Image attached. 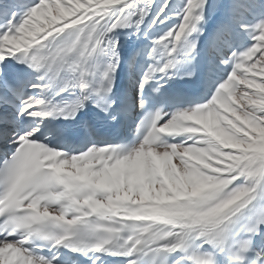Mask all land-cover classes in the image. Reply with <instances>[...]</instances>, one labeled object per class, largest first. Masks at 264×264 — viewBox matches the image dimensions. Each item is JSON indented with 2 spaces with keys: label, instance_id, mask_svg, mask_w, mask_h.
<instances>
[{
  "label": "snow or ice",
  "instance_id": "obj_1",
  "mask_svg": "<svg viewBox=\"0 0 264 264\" xmlns=\"http://www.w3.org/2000/svg\"><path fill=\"white\" fill-rule=\"evenodd\" d=\"M73 2L80 6V0ZM60 3L64 4L66 0H60ZM104 3L116 4L117 7L107 9L96 19L75 28L70 27L68 21L64 20V28L68 29L67 31L55 26V21L65 16L61 18L57 15L53 0H47L46 4L38 0V3L26 11L16 23H13L16 16L13 10L15 5L0 4V16L8 19L7 29L0 33V59L17 54L21 61L29 63L37 70H43L44 75L40 79L47 78L49 81V84L41 85L45 88L54 82L64 69L79 73L78 86L81 89L87 88V64L93 54L97 51L103 52L107 48L112 57L116 55V42L107 40V34L119 27H139L151 8L150 0H104ZM202 3L203 0H187L182 12L178 13L180 22L155 41L164 48L169 57L177 53L179 42L186 32L192 31L195 23L201 19L197 9ZM69 4L71 6L66 8L72 9V4ZM168 6V0H164L159 11L152 17L150 26L163 22L161 18ZM75 11L76 9H72V12ZM52 13L56 15L53 16ZM83 19L84 16H80V20ZM77 23V20H72V24ZM253 31L254 43L239 56L234 54L233 71L220 85L212 102L192 111L177 112L162 124L167 125L166 130L174 128L178 132L195 133L200 129L194 126L185 127L183 122L196 121L203 126L208 137L199 148L195 147L197 138L188 135L190 143L175 144V148L166 145L162 147L163 151H157L161 147L152 145H155L158 139L153 133L157 131L159 113L146 120L148 134L143 143L129 155L117 156L111 148H92L83 154L63 158L59 163H51L47 168L45 161L59 157L61 153L30 139V133L19 135L12 160L0 167V186H3L0 202L4 204V207H0V213L4 217L0 222V233L5 234L4 239L0 240V264H52L51 260L37 258L25 248L26 238L8 240L7 236L12 235L16 229H23L27 235H39L54 241L56 245L70 241L72 247L80 251L103 250L129 257L127 264H139L141 257H148L150 264H156L159 253L181 248L190 234L205 239L210 244L223 245L233 217L253 199L256 182L224 190L240 177L264 179V95H257L254 99L249 97L248 106H241L239 115L235 108L229 106L234 102V97L242 100L248 95L236 91L235 85H232L233 91H228L230 82L237 76V69L246 63L250 65L248 71L255 69L257 64L264 66V47H260L258 51V44L264 42V20L254 25ZM62 34V38L53 44L52 40ZM41 40L44 42L40 43ZM21 42L25 45L23 50L20 48ZM32 42H36L38 46L29 51ZM188 47L191 48L192 45ZM173 63L170 58L159 67L150 66L141 86L151 79L154 73H164ZM115 67L113 60L103 72L106 85L102 91L105 93L111 89L110 73ZM261 71L264 72V67ZM240 82L252 85L264 93V83L254 84V81L243 78ZM226 92L228 95L225 100L222 97ZM86 98L77 99L70 106L66 105L64 113L73 115L83 106V99ZM220 109H223L224 113H231L235 119L221 114ZM56 110L55 106L44 100L29 98L23 103L20 111L31 116L46 117ZM188 128H193L194 131H186ZM245 128L256 135L249 136ZM189 145L194 147L189 149ZM221 145H232L231 148L240 149V154L233 155L228 152V156L235 158H228L231 163L225 168V175L213 179L211 184L188 160L180 158L179 165H173L171 162L178 149H182L184 155L192 153L196 161H202L203 157L208 155L207 149ZM85 156L100 159L102 163L107 162L108 166H97L96 170L89 172L61 174L60 169L65 167L70 159H83ZM188 168L193 170L187 171ZM33 187L41 190L39 198L33 192L26 191ZM178 198H186L197 206L166 217L168 226L162 229L147 224L125 225L113 219L118 212L127 216L152 215L162 218L161 206H170L171 202ZM24 201H29V214L15 211ZM153 201L159 204L158 208H142L139 212L133 210L135 204H151ZM41 202L42 212L37 211ZM6 207L8 211H5ZM50 212L58 214L49 219ZM93 214L95 218L84 219ZM66 216L71 218L65 219ZM105 221L109 223L106 224ZM256 223L264 224V216ZM173 226L179 230H174ZM245 230L254 233L257 228L255 224H250L245 226ZM145 233L148 235L144 236ZM250 244V240L239 244L237 251L233 253L237 261L242 259V252L247 251ZM257 257H264V254L257 253ZM189 260L195 261V264H212L210 258L204 259L196 254L191 255ZM177 264H181V261H177ZM260 264H264V258L260 259Z\"/></svg>",
  "mask_w": 264,
  "mask_h": 264
},
{
  "label": "bare ground",
  "instance_id": "obj_2",
  "mask_svg": "<svg viewBox=\"0 0 264 264\" xmlns=\"http://www.w3.org/2000/svg\"><path fill=\"white\" fill-rule=\"evenodd\" d=\"M57 7V15L63 19H57L55 21V26L57 28H64V20H67V17H70L68 23L70 27L75 28L80 25H84L89 23L91 20L96 19L101 14H104L107 9L115 8L117 6H113L112 4H104L99 5L97 2L94 3V6L91 8H86L83 10L82 14H75L72 12V9H68L66 7L77 6L76 3H72L66 0V3L61 4L60 0H53ZM164 0H150V11L148 15L144 18L142 24L143 26H125L122 28H115L111 33L107 34V40H112L116 42V47L114 49L116 55L114 57V61L116 63L115 68H119L122 65V58L131 54V58L129 63L126 66L127 69V96H126V107L132 110L136 103V97L139 94V90L141 87L142 81H144L145 73L147 72L150 66L156 67L157 65H161L165 60L175 59L178 57V51L172 57H169L165 52L164 48L161 45L155 43V37L160 34L164 27L160 26L158 23L155 26H150L152 17L156 15L159 11L161 4ZM170 0H168L169 5ZM38 0H0V4H10L15 5L19 10V14H23L25 10H29L32 6L36 5ZM42 3H47V0H42ZM232 0H203L201 6L197 9V14L201 16V19L195 23V30L193 34L190 36L189 45H192L189 50L193 52V61L199 62L204 54L209 53L212 57L211 62L212 65L210 67V75L208 76V89L209 93L214 97L216 95L217 89L221 84L225 82V78H228L230 73L228 72L227 67L221 66L223 59L226 58L225 62L226 66L229 68V49L236 46L238 42L241 41V37L238 35V30L234 26L230 24V8H231ZM28 6V7H27ZM27 7V8H26ZM169 7V6H168ZM168 7L166 10H168ZM225 7L228 8V15L224 13ZM75 8V7H74ZM69 10L70 14L66 12ZM165 10V11H166ZM263 11L254 10L252 12L253 16H259L263 14ZM68 14V15H67ZM51 15H56L52 13ZM84 16L83 20H80V16ZM4 18L0 16V20ZM52 19V17H49ZM247 17L244 15L243 19ZM72 20H77V24H72ZM18 20L17 22H19ZM58 22V25L56 23ZM102 22V21H101ZM68 29L64 28V31ZM55 34V32H53ZM209 34V37H207ZM63 34L61 35V37ZM61 37H56L52 40V43ZM139 39H141V44L139 43ZM43 41V40H41ZM11 46V45H10ZM221 46V48H220ZM25 45L23 42L20 44V48H24ZM137 47V48H135ZM7 50V49H6ZM107 57L112 58L111 53L107 48L102 52ZM10 56H7L3 59H0V162L4 157H7L14 149L17 138L19 135L24 133H30L29 137L34 138L36 141H40L46 143V147L51 148L53 150H57L62 153L64 149V144L55 137L53 131L47 129L44 126L42 121L38 119L33 121L31 124L25 126L23 129V122L26 117L29 115L27 113H21V107L23 103L29 98L41 99L40 92L38 89L36 79H30L27 84L24 85L23 88H8L1 82V72L4 68V64ZM186 58V57H184ZM246 65L250 66L246 63ZM171 67L166 69V72H170ZM155 74H153L154 76ZM237 75L245 77L243 69H237ZM237 82V90L239 93H247V90L251 89V86L248 84H243L240 81ZM145 83V82H144ZM143 83V84H144ZM230 85H232L230 83ZM230 92V89L228 90ZM228 95V93H227ZM236 97L233 98L234 102L232 104H236L239 109L243 106L241 103L236 102ZM240 101H246V96L244 98L238 99ZM200 102H204V105L210 104L206 102V98H201ZM11 103H15L19 106L18 111H14ZM202 106V105H200ZM200 106L196 107H184L179 112L184 111H192ZM248 106V105H245ZM217 107H219L217 105ZM221 114H226L228 116H232L231 113H224L223 109H220ZM241 114L238 113L237 115ZM172 117V116H171ZM168 118L163 123H166ZM235 119V117L233 116ZM239 124V122H237ZM183 126L185 127H199L200 131L195 133H183L178 132L174 128H170L164 132H168L172 134L171 144H181V143H190L188 140V135L194 136L197 138L198 143L195 147L199 148L203 146V140L208 138L207 133L203 129V126L197 124L194 120H187L183 122ZM133 130V120L127 125V131L130 132ZM204 132V133H203ZM143 141L135 142L133 145L129 147V149L120 156L129 155L135 149H137ZM187 146V145H184ZM164 147V146H162ZM157 149V151H163V149ZM220 147H223L221 145ZM235 149V148H232ZM169 151H171L169 149ZM238 151V150H236ZM73 155H79L78 153H74ZM172 164L179 165L180 158L184 160H188L191 164L194 165L195 170L199 171L201 175H207L212 172L213 167H218L219 171H217L213 175V179H216L220 176L225 175L224 170L225 166L229 163L225 162V156L219 157V161L224 163L217 164V160L212 157L211 160L208 159L207 155L204 157L206 159L203 160V164L200 161H196L193 157L194 154L189 153L188 155H184L182 149H178L177 153L173 154ZM72 156V155H71ZM70 156L64 157L69 158ZM63 158L55 157L54 163H59V161ZM203 169V172L200 170ZM91 170H96V162L94 161H84V159H70L65 167L60 169V172H80L85 171L89 172ZM187 171H192V168L186 169ZM95 174V173H93ZM256 182V190L253 194V199L233 217V223L229 225L226 241L223 245H215L208 243L205 239H202L198 236H194L192 234L189 235V238L186 239L185 245L181 248H177L171 252H167L169 257L178 259L185 258L189 260V257L193 254L200 256L201 258L207 259L210 258L212 260V264H218V257L221 258V264H235L237 262L250 263L252 261V256L254 254L260 253L262 250V246L264 243V224L256 223L257 220L264 216V179L258 177L256 180H252L251 178L240 177L234 180L227 189V191L231 188L238 187L240 185H246ZM97 195H102L101 193H97ZM43 204V203H42ZM42 204L40 206L43 209ZM158 208L159 204L153 201L151 204H135L134 211L139 212L142 208ZM58 214V213H56ZM90 218H95V214L90 216ZM113 219H121V220H132L139 221L148 224H152L151 226H156L158 224L162 225V227H167V223H162V218H157L152 215H125L123 212H118L117 215ZM255 224L257 231L254 233H249L245 230L246 225ZM174 230H179L178 227L173 226ZM244 240H250L251 244L247 251L242 252V259L237 261L234 258L233 253H235L239 247V244ZM256 241L260 242V246H256ZM62 264H74L70 261V259L60 257L58 258ZM190 261V260H189ZM191 264H195V261H190ZM100 264H104L101 262ZM127 264V263H126Z\"/></svg>",
  "mask_w": 264,
  "mask_h": 264
},
{
  "label": "rangeland",
  "instance_id": "obj_3",
  "mask_svg": "<svg viewBox=\"0 0 264 264\" xmlns=\"http://www.w3.org/2000/svg\"><path fill=\"white\" fill-rule=\"evenodd\" d=\"M70 2L74 3L73 0H69ZM94 2H97L99 5H104V0H87V2H85V0H80V6H73V9H76V11L74 13H80V10H83L85 8H89L92 7ZM187 0H170V4L168 7V10L165 11L164 16H162V21L160 22L159 25H164V30L162 33L158 34V36L156 37V40L163 35V33H165L167 30H169L170 28H172L174 25L178 24L180 22V16L178 15V13L182 12L184 6L186 5ZM75 7V8H74ZM259 9V10H263L264 9V0H232V4H231V11H232V18H231V24L236 27L239 31V34L241 35V37H250L253 38V35L255 34L253 31L254 25H256L257 23H259L260 21H258L257 19L252 18L251 12L254 9ZM67 13H70L69 10H66ZM245 15L247 16L250 21L245 22L242 19V16ZM70 18V17H68ZM257 35L259 36L260 33H257ZM260 47H264V42H261L260 44H258V51ZM221 48V46H220ZM222 49V48H221ZM264 67L262 65L257 64L256 68L250 71H247V76L245 78L241 77V76H237L238 81L241 80V78L243 79H248V80H252L254 81V84H259V83H264V72L261 71V68ZM241 68H245L244 70V74H245V70L249 69L250 66L247 65H242ZM227 80V79H226ZM250 90H247V96H246V101H240L238 99H236L237 103H241L243 106L248 105V99L249 97H252L253 99L256 98L257 95H264V93L260 92V89L252 86ZM231 91H233V89L230 88ZM236 90V89H235ZM230 107H233L236 109V113H240V109L236 108L234 105L230 104ZM251 107H255V105H251ZM232 115V114H231ZM229 119H233V116H228ZM239 126V124H238ZM199 128V127H197ZM201 129V128H199ZM245 131L249 132V136H255L256 133L250 131L249 129L245 128ZM241 136L243 135V133L240 134ZM238 150V151H236ZM224 151L227 152H231L233 155H239L240 154V149L235 148H227L224 149ZM216 160H219V157H215L213 156ZM222 157V156H220ZM226 160L225 162L227 163H231V161H228V158L225 156ZM206 159L205 157H203V160ZM196 160V159H195ZM203 160L200 161L201 164H203ZM220 162V161H219ZM221 164H224L222 162H220ZM225 166V164H224ZM227 167V166H225ZM258 178V177H257ZM257 178H251L252 180H256Z\"/></svg>",
  "mask_w": 264,
  "mask_h": 264
},
{
  "label": "clouds",
  "instance_id": "obj_4",
  "mask_svg": "<svg viewBox=\"0 0 264 264\" xmlns=\"http://www.w3.org/2000/svg\"><path fill=\"white\" fill-rule=\"evenodd\" d=\"M166 127L167 125H162L160 129H158L156 132L153 133L154 136H157L158 139L156 141V144L155 145H152L153 147H161V145L163 144V141L160 140V135L159 133L160 132H164L166 131ZM186 131H194L193 128H188L186 129ZM151 140V137L149 138ZM169 147L171 148H175L176 145L175 144H171L169 145ZM194 146L193 145H189L188 148L191 149L193 148ZM232 145H223V147H216V146H213L212 148L210 149H207V152H208V159L211 160V158L213 156L215 157H220V156H226L227 158L229 159H233L235 157H230L228 156V152L227 151H224V149H227V148H231ZM217 164H219V160H217ZM201 172H203V169L200 170ZM219 171V168L218 167H213L212 168V172L207 174V175H204L208 178V181H209V184L212 183V180H213V175ZM26 191L28 192H33V194L37 195V197L39 198V195H40V192L41 190L39 189H35L34 187L33 188H29V189H26ZM169 195H171L169 193ZM196 203L192 202V201H189L188 199L186 198H178V199H174L172 202H171V205H162V223L166 224L168 221L166 219V217L168 216H171V215H176V214H180V213H183L184 211H186L187 209H190V208H193V207H196ZM157 229H162V225L158 224L155 226Z\"/></svg>",
  "mask_w": 264,
  "mask_h": 264
}]
</instances>
